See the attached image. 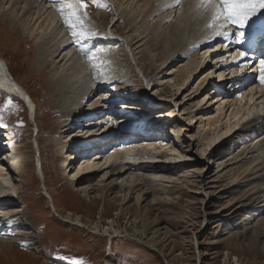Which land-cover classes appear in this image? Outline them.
Wrapping results in <instances>:
<instances>
[{"label":"rangeland","instance_id":"rangeland-1","mask_svg":"<svg viewBox=\"0 0 264 264\" xmlns=\"http://www.w3.org/2000/svg\"><path fill=\"white\" fill-rule=\"evenodd\" d=\"M72 1L79 17L100 23L99 34L103 33L102 26L105 27L104 33H107L117 22L113 28L135 44L138 35L134 32L135 28L140 29L139 33L147 28L142 35L146 37L142 42L146 43L156 32L153 29L161 19L168 23L181 13L180 4L184 0H180L178 6L175 5L176 0H159L153 7L156 10L159 6L160 9L152 18H146V14L151 9L153 0H115L120 2L119 8L112 0H101L104 6L98 0H84L85 8H80L77 0ZM144 3L151 4L144 6ZM97 12L106 14L104 22L95 18L94 13ZM132 20V25L136 26L129 25ZM261 21H264V16L254 15L249 20L252 24L245 28L252 27L253 30L263 24ZM128 27L132 30L122 34ZM226 30L233 34L230 36L231 41H228L237 43L234 33L241 29L230 26ZM166 34L156 36L160 41ZM168 35L165 36L166 39ZM117 39L118 41L105 42V49L119 54L121 63L131 62L127 41L121 37ZM228 41L218 38L211 44H198L194 48L192 53L197 56L201 65L199 72L192 74L183 87L178 85L179 78L183 76L177 70L184 66L186 58L168 61L158 71L142 62L144 65L140 68L143 75L133 67L131 71L134 74L127 77L125 81L129 83L120 86L121 90L115 92L112 90L114 86L106 85L107 87L93 91L80 104L79 111L84 116L80 120L74 118L66 124L65 107L56 96V86L51 85V70L40 73L35 68L36 41L29 40L22 32L14 33L0 17V57L6 62L13 79L37 103V115L32 120L19 99L0 92V116L3 123L10 125L7 134L11 135L8 141L5 136L1 138L0 144L14 139L22 156L21 163L16 167L3 162L4 166L9 167L10 173L8 186L0 185L6 191L5 197L0 200V242L7 245L0 251V264H76L77 261L82 264H231L234 258L240 264H264V222L257 225L264 219V214L253 218L243 216L250 212L254 203L241 197L244 194L241 191L242 181L234 186L240 187L238 192L229 188L230 173L227 174L230 169L237 167V164L228 163L232 155L242 145H255L257 138L261 135L264 137V85L259 83L257 74L251 72L249 66L239 78H231L229 73L232 70L240 72L242 68L231 65L229 52L232 50H228L229 46L225 47ZM62 54L56 61L62 59ZM63 62L64 60L60 64ZM137 62L141 63V59ZM159 64L157 62L155 66L158 67ZM218 68L222 73L219 82ZM206 75L209 76L206 78ZM201 80L205 84L195 93ZM254 94H258L261 99L257 100L256 96H252ZM204 96L206 99L195 107L196 102ZM224 96H229L234 101L231 103L232 107L224 105V109L218 114V103L213 100ZM251 96L253 99L250 105L256 110L251 107L248 113L238 111L237 99L245 98L242 104L247 100L245 108H248ZM110 97L115 99H109ZM9 99L12 103L5 107ZM97 102L100 105L99 111L89 114L90 106ZM231 110L237 112L236 119L229 120L230 113H234ZM165 112H171V117L161 119ZM93 115L96 117L92 118ZM106 115L112 117L111 124L114 126L121 122V118L132 117H140L146 121L156 120V126L146 133L144 130L126 132V138H121L126 140V145L119 139V144L108 147L109 150L106 148L103 153L97 152L96 148L92 151L93 145L87 142L84 144L90 150L89 155L82 154V150L75 146L65 149L67 154L58 157L63 142L78 134V130H99ZM210 117L218 118L219 122L216 125L207 124L205 119ZM238 119H241L238 125L225 133V128ZM254 120L248 130L243 128L245 122ZM88 122L94 123L88 127ZM216 126L220 127L216 130L219 136L212 137L208 130ZM94 133L96 132L87 131L88 139L93 140ZM84 134V131L78 134L75 140H85ZM142 141L153 148L166 145L168 150H175L177 153L172 151L152 155L154 159L150 161L153 164L148 166L171 169L173 173L169 174L171 177L165 174L169 183L161 180L154 182L151 187H144L145 184L141 187L143 189L139 187L142 190L139 192V202H135L133 192L126 195L124 188L120 192V179L116 180L114 177L104 181L102 185L105 189L102 185L98 189L96 185L105 171H87L77 180L75 178L73 182H68L74 171L80 168L81 159L93 162L94 155L102 153L100 156L103 158L99 160V165H102L104 159L111 157L112 153L136 146ZM262 144L264 148V141ZM2 147L0 155L8 153ZM259 153L261 158L257 161ZM128 156L130 155L126 154L124 157ZM251 156L254 164L250 166L248 159ZM121 159L122 156L106 166L123 163L132 168V162L136 161L135 158ZM243 162V168H251L246 173L249 178L262 175L264 149L247 155ZM221 163L225 165L220 166ZM38 167L43 172V179L37 173ZM223 172H226V176ZM178 179L180 180L176 181ZM86 183L97 189L90 191L87 197L77 192V188ZM44 190L50 196L55 211L47 206ZM101 190L105 192L100 197ZM117 215L120 221L118 231L122 234L93 230L95 223L115 222ZM243 217L248 220L242 222ZM252 227L253 230L242 238L244 229ZM141 233H145L147 239L140 240ZM152 235L156 238L155 242L148 241Z\"/></svg>","mask_w":264,"mask_h":264},{"label":"bare ground","instance_id":"bare-ground-1","mask_svg":"<svg viewBox=\"0 0 264 264\" xmlns=\"http://www.w3.org/2000/svg\"><path fill=\"white\" fill-rule=\"evenodd\" d=\"M109 1V0H107ZM117 8L120 6V2H115V0H112ZM161 1V0H160ZM159 0H153L152 1V7L147 12L146 18L150 17L152 18L154 14H157L159 11V6L155 10V6L153 7L154 3L160 2ZM77 2V1H76ZM175 2V0H174ZM72 0H0V11H1V19L4 21L7 26L10 27L11 30H13L14 33L16 32H22L24 36H26L29 40L36 41L35 46V68L40 72H45L46 70H51L52 74V83L51 85L56 86V92L58 95H56L58 98H60L63 102L64 108V118L66 119V124L69 123L71 120L78 119L80 120V117L82 118L84 116V113H80V104H83V102L90 96V94L93 91H96L97 89L109 85L114 86L112 88L113 91H119L121 90L120 86L127 85L129 82L125 81L127 77H130L131 74L133 75V67H136V69L141 74V68L143 67V63H148L150 67H154L156 71L162 70L163 65L167 63L168 61H172L174 59L179 58H186V63L184 66L177 71L179 72L180 76H183L179 78L180 84L179 86L183 87L185 83L189 80V78L192 76V74L196 75L198 68L201 65L200 60L197 58V56L193 55L194 48L198 44H211L212 42H215L216 40H211L210 42H203L207 41V38L211 32V29H208L206 27L207 23L210 20V13L200 5L199 0H184L181 2V13L177 15L175 19H170L168 23H165V19L162 20L159 24L155 26L153 31H156L153 36L149 37V41L146 43H143V39L146 37H142L147 31V28H144L142 33H139L140 29L135 28L134 32L138 33L136 43H131L132 40H127L125 35H119L118 29H114L112 26L111 31L105 32V27L102 30L103 33H98L100 31V23L95 20H89V19H82L83 23H80L77 20L78 11L74 8L75 6L72 4ZM176 3V2H175ZM78 4V3H77ZM151 3H144V6H148ZM68 5H73L71 8ZM176 5V4H175ZM79 6V5H78ZM168 7V6H167ZM65 8V9H64ZM143 8V7H141ZM63 9V12L60 10ZM75 11L77 13V17H72L71 13ZM81 11V10H80ZM82 12V11H81ZM117 12V11H116ZM80 13V12H79ZM82 14V13H80ZM95 18L101 22H104L106 20V14H103V12H97L94 13ZM84 15V14H83ZM124 17V14H121ZM256 15L258 16H264V11L262 13L258 12ZM70 18L71 21L74 23V27H69L67 24H65V19ZM128 19V16H126ZM148 18V19H150ZM147 19V20H148ZM112 21V20H111ZM150 21V20H148ZM146 22V20H145ZM129 24L130 26H136L134 23V20H132ZM252 23L248 22L247 26H250ZM263 24L254 27L252 31H255V35H261L260 39L263 38L264 42V29L261 30L260 26H263ZM132 30L131 27L125 28L124 32L129 33ZM259 30V31H256ZM77 32V37H73L72 32ZM121 31V30H120ZM83 32L86 36H89L88 39L79 40V34ZM167 33L168 35L166 39V35L162 38V40L159 41L158 34ZM108 36H110L108 38ZM117 37H121L126 42V46L128 49L129 54L132 57L131 62H124L121 63L119 60V54H114V51L105 49V42H111L118 41ZM148 37V36H147ZM240 37V36H237ZM218 39V38H217ZM231 41V38L229 39ZM227 42V46H229L228 50H232L229 52V58L231 59L232 66L235 68H242L240 72L236 71L235 69L232 70L229 74H231V78H239L242 75V72L250 69L251 72H255L259 77V63L256 65L254 63L256 62H250L249 60L251 58H254V56H248L246 59L247 62H245L244 59L240 58L239 53L236 52L238 47L234 46L235 42ZM225 43V42H224ZM96 44V45H95ZM137 47L135 48V46ZM90 46H93L90 47ZM131 48H134V50H131ZM161 51V52H160ZM235 52V54H233ZM62 54V59L57 60L56 58ZM94 53V57L92 59H89V56ZM192 53V54H191ZM191 54V55H190ZM141 59V63H138L137 60ZM264 59V58H261ZM64 60L63 64H60ZM256 60H260L256 59ZM236 61H239L237 63ZM160 62L159 66L156 67V63ZM254 64V65H253ZM145 69V67H144ZM130 70V71H129ZM200 70V69H199ZM220 72L217 76L219 78L218 82L221 79V69L218 68L217 70ZM215 70V73L217 72ZM199 72V71H198ZM143 73V72H142ZM143 75V74H141ZM236 75H239L238 77ZM209 75H206L207 78ZM205 78V80H206ZM229 77V79H231ZM15 80L13 79L12 75L10 74V70L6 64V62L0 57V92L4 94L9 95H16L21 98H25L23 89H17L13 84ZM16 83V82H15ZM204 81H200L198 86L195 89V93L201 90V87L204 85ZM116 85V86H115ZM19 87V86H18ZM107 87V86H106ZM251 90V89H250ZM263 90V89H262ZM220 91V90H219ZM217 91V93H219ZM192 93V92H191ZM194 93V92H193ZM263 93V92H262ZM26 94V93H25ZM29 95V94H28ZM253 97L256 96L257 100L261 99L258 94L252 95ZM250 97L248 100V108L246 107V101L244 104H242V100L245 98H238L237 101L239 103L238 111H244L248 113L250 111V108L253 107V105H250L251 100L253 97ZM262 97L264 99V93L262 94ZM31 99V97H30ZM109 99H115L113 97H110ZM193 99V98H192ZM204 99H206V96L202 98L199 102H196L195 107L199 106ZM57 100V99H56ZM33 105L31 103H28V108L30 112V116L33 115L35 110V115H37V103L33 102L31 99ZM234 100H231L229 96H224L222 98H217L213 100V102L218 103L217 105V113L224 109V105H228V108L232 107L231 103ZM36 103V104H35ZM111 104V103H109ZM113 104V103H112ZM205 105V104H204ZM207 108V107H206ZM100 105L99 102L96 104H92L89 109V114H94L96 111H99ZM112 110L113 108L110 107ZM253 109H255L253 107ZM207 110V109H205ZM256 110V109H255ZM114 111V110H112ZM231 112H234L231 110ZM113 114V113H112ZM217 114V115H218ZM161 119L170 118L172 113L171 112H165L162 113ZM215 115V117H217ZM92 118H95L96 115L91 116ZM131 117V116H130ZM237 112L230 113L228 116L229 120L231 118L236 119ZM110 116H107L103 119V122L101 123L102 127L99 128V130H78V134L85 132L86 139L82 140H75L76 136H79L78 134L73 135L71 138H67V141L63 142L62 146L60 147V156H63L65 153V149L69 147H79L80 150H82V154L89 155L90 150L87 149V145L84 143L90 142L92 146V151L95 150L98 152L104 151L106 148L109 150L110 146H116L119 144V139L126 138V132H137L138 130L143 131L146 133L148 130H152L153 127L156 126V120L152 121H146L144 119H140V117H132V119L128 118H121L120 123L121 125H117V123L112 125ZM220 118V116H218ZM218 118H207L205 119L207 124L216 125L219 120ZM146 119V118H145ZM241 119L236 120L235 122H232L229 127L225 128V133L227 131H231L234 129L236 125H238L239 121ZM259 120V119H257ZM256 120V121H257ZM255 122H245L243 125V128L245 130H248L250 126ZM89 125H93L94 122H88ZM0 125H5V127H0V139L5 136V140L11 139V135L7 134V131L10 128L9 124L3 123V120L0 116ZM69 125V124H68ZM122 126L124 128H122ZM85 127V128H88ZM147 129L145 130V128ZM103 128V129H102ZM122 128V129H121ZM220 127H213L212 129L208 130L210 131V134L212 137H218L219 135L216 134V130H218ZM102 129V130H101ZM264 129V127H263ZM205 130V129H204ZM87 131H94L96 133L95 137L92 139H88ZM171 131V130H170ZM80 132V133H79ZM174 133L173 131H171ZM203 134L204 131L202 130ZM221 134V131H219ZM87 134V135H86ZM92 134V133H91ZM208 134V132H207ZM206 134V135H207ZM223 134V133H222ZM83 135V136H84ZM113 135V137H111ZM129 136V135H128ZM130 137V136H129ZM14 140V139H13ZM98 140V141H97ZM124 143V139H121ZM264 141L263 135H261L259 138H257V141L255 142V145L250 144L248 146L242 145L241 148L235 152L234 155H232L231 159L228 161L232 162V165H236L237 167L234 169H230L227 174H229V188H232L233 190H239V186H236L237 184H240L239 182H243L241 191L244 192L243 199L245 201L249 200V202L254 203V206L252 209H250V212L245 213L243 215L244 217L247 216V218H253L255 216H258L259 214H264V173L262 175H258L254 178H249L246 174L250 167L243 168L245 162L244 159L247 155L252 154L254 152H259L264 149L262 142ZM85 141V142H84ZM97 141V142H95ZM258 141L260 143H258ZM138 145H134L129 148H125L122 150H118L117 153H112L111 157H107L104 159V164L99 165V160H101L103 157L100 155L103 153H97L93 157V162L85 159L80 160V168L77 169V171H74L73 177L68 180V182H71L77 180L84 172L87 171H99L105 173L101 177V180L98 182L96 187L100 189L101 185L104 184L106 180H108L110 177H114L116 180L120 179L121 185L119 186L120 192L123 191V188L126 191V195L133 192L135 194V202H139L140 195L143 189L141 187H151L154 182H158L161 180L163 183H169L170 180L168 177H171L169 174L173 173V170L162 168L158 166H148L152 165L153 156L152 155H158L163 154L164 152H172L177 153L175 150H168L166 145L160 146V147H150L146 145V142H138ZM13 141V143H6L4 142L2 145L0 144V147H4L8 150V153H5L0 155V185H6L8 186L9 182V167L7 168L4 166L3 162L7 164H11L12 166L16 167L21 163V154L19 153V149ZM116 144V145H115ZM125 145L127 143H124ZM129 144V143H128ZM257 144V145H256ZM121 145V144H120ZM2 147V148H3ZM85 150V151H83ZM91 151V152H92ZM18 152V153H17ZM107 152V151H106ZM18 154V155H15ZM124 154V155H121ZM126 154H129L130 156L124 157ZM80 155V154H79ZM122 156L121 160L127 159L130 160L132 158H135L136 161L132 162V168H128L123 163L119 165H109L110 162H113L118 157ZM160 156V155H159ZM70 157V156H69ZM68 157H66L67 160ZM72 156L70 157V159ZM75 158V157H74ZM158 158L155 157V159ZM253 156L250 157V166L254 164V161L252 160ZM261 158V153L257 154L256 160L259 161ZM69 159V160H70ZM180 159V158H179ZM243 160V161H242ZM147 161V162H146ZM243 162V163H241ZM140 163V164H139ZM139 165V166H138ZM142 165V166H141ZM225 165L224 163H221L220 166ZM18 168V167H17ZM82 170V172H81ZM37 173L41 179H43V172L41 171V168L38 167ZM147 174V175H144ZM165 174H168L169 176L166 178ZM226 172H223V175ZM234 174V175H233ZM236 174V175H235ZM247 175V177L242 178V175ZM114 180V179H113ZM115 180V181H116ZM172 180V179H171ZM180 179L176 180L179 181ZM244 180V181H243ZM72 181V182H73ZM260 182V183H259ZM113 185V184H112ZM124 185V186H123ZM0 186V200L5 197L6 191L4 188H1ZM103 189L104 186L102 185ZM140 187V189H138ZM97 190L93 185L86 183L85 185L79 186L77 188V192L79 195L88 196L90 191ZM45 193L43 194L44 198L46 199L47 206L49 205L51 207L52 211H55L54 204L48 195L47 191L44 190ZM98 192V191H97ZM105 190L99 191V196L101 197L104 194ZM5 193V194H4ZM98 200V199H97ZM105 200V199H104ZM125 200V199H124ZM95 202V201H94ZM248 204V203H246ZM1 205V204H0ZM245 205V204H241ZM242 207V206H241ZM118 213V212H117ZM230 213V212H229ZM121 212H119L120 216ZM117 215L115 222L114 220L106 223V222H97L93 225V230L96 232L102 233H108V231H112L114 233H120L119 232V216ZM242 219V222H244L247 218ZM100 219V218H99ZM248 220V219H247ZM78 221V220H77ZM133 221V220H132ZM258 221V220H257ZM256 221V223H257ZM264 222V219H262L257 225H261ZM250 224V223H248ZM244 226V225H243ZM246 226V224H245ZM255 226V224H254ZM252 228H245L242 232V238L251 230ZM256 228V226H255ZM125 231V230H124ZM113 234V233H112ZM132 236L135 234L131 233ZM136 236H138L136 234ZM241 236V235H240ZM247 236V235H246ZM140 240L147 239V235L145 233L139 234ZM142 238V239H141ZM237 238V237H236ZM240 239V237H238ZM150 241H156V238L154 235H152L150 238H148ZM3 247H7L6 244L0 242V251L3 249ZM12 250V249H9ZM231 264H240L239 260L234 258V261Z\"/></svg>","mask_w":264,"mask_h":264},{"label":"snow or ice","instance_id":"snow-or-ice-1","mask_svg":"<svg viewBox=\"0 0 264 264\" xmlns=\"http://www.w3.org/2000/svg\"><path fill=\"white\" fill-rule=\"evenodd\" d=\"M80 8H85L86 4L84 0H77ZM180 0H176V6H178ZM199 3L202 7H204L210 13V20L207 23L206 27L211 29V32L207 38V41L216 40L217 38H221L223 41H228L232 33L228 32L230 26L236 29H243L247 26L249 20L256 15L258 12L264 11V0H199ZM70 8L72 5H68ZM63 12V9L60 10ZM86 15V13H85ZM72 17H77V13L73 11L71 13ZM77 20L80 23H83L80 17H77ZM65 24H67L70 28L74 27V23L70 18L65 19ZM73 37H77V32H72ZM93 35V34H89ZM245 33L243 31L239 32L240 37H244ZM89 36H86L83 32L79 34V40L88 39ZM237 42L243 43L242 40H238ZM227 47V44H225ZM94 53L89 56V59L94 57ZM240 58L244 59L247 62V53L245 51H240ZM239 63V61H236ZM259 81L262 85H264V59L259 60ZM11 99L8 100L5 107L8 104H11ZM0 127H5V125H0ZM76 264H82V262L77 261Z\"/></svg>","mask_w":264,"mask_h":264},{"label":"trees","instance_id":"trees-1","mask_svg":"<svg viewBox=\"0 0 264 264\" xmlns=\"http://www.w3.org/2000/svg\"><path fill=\"white\" fill-rule=\"evenodd\" d=\"M36 111H37V109H36Z\"/></svg>","mask_w":264,"mask_h":264}]
</instances>
